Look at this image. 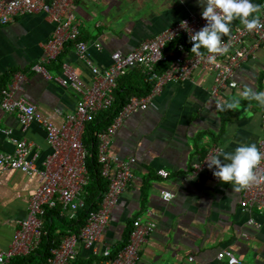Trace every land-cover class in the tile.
<instances>
[{
  "label": "crops",
  "instance_id": "crops-1",
  "mask_svg": "<svg viewBox=\"0 0 264 264\" xmlns=\"http://www.w3.org/2000/svg\"><path fill=\"white\" fill-rule=\"evenodd\" d=\"M203 10L198 0H78L73 13L90 61L103 70L110 65L113 52L128 53L141 41ZM53 30L54 25L41 13L19 16L0 26V86L10 88L14 75H23L15 97L26 99L43 119L61 126L76 105L75 94L53 80L61 74L62 64L73 67L87 84L92 75L70 45L45 66L52 80L32 71ZM263 74L264 50H260L256 59L235 72L239 86L222 93L220 109L210 96L211 77L196 72L191 81L164 87L153 100L154 108L124 121L113 137L110 155L133 159V180L94 250L77 245L76 262L96 263L105 249L115 255L127 243L132 222L139 219L156 227L140 248L137 264H227L217 260L223 250L232 251L238 264H264V213L255 209L241 212L242 190L236 192L233 185L221 183L210 171L191 175L193 165L203 162L214 146L219 148L215 156L221 159V152L232 153L241 145L256 144L258 148L264 104L245 98L244 93L263 92ZM120 84L141 89L152 86L141 69L128 72L118 80ZM236 102L237 107H228ZM20 140L32 144L40 168L50 154L44 129L36 124L23 129L14 115L0 107V154H12L14 142ZM160 171L168 176L161 177ZM37 187L36 177L15 170L0 172V252L10 246ZM163 192L171 193L172 200H163ZM57 209L59 218L50 222L44 218L42 223L43 228L52 229L58 243L80 228L73 224L77 213L71 219ZM250 219L258 227L249 226Z\"/></svg>",
  "mask_w": 264,
  "mask_h": 264
},
{
  "label": "built area",
  "instance_id": "built-area-1",
  "mask_svg": "<svg viewBox=\"0 0 264 264\" xmlns=\"http://www.w3.org/2000/svg\"><path fill=\"white\" fill-rule=\"evenodd\" d=\"M78 0H0V26H6L16 17L41 13L54 25L52 38L43 47V56L32 71L47 80H52L45 66L55 61L67 46H72L77 58L90 69L92 79L89 84L70 65L63 63L61 74L53 80L62 88L70 89L76 96L74 112L65 117L61 126H55L43 119L36 107L22 97H15L14 91L18 82L24 78L21 74L13 77L10 88L0 86V107L6 114L14 115L23 129L36 124L44 129L46 144L50 154L41 167L36 165V155L32 144L25 140L15 141L12 154H0V172L15 170L29 177H36L38 187L30 197L27 216L17 223L13 240L5 251L0 252V264H10L17 257H25L36 251L44 235L42 219L46 210L59 208L60 214H68L74 219L75 214L83 207L84 190L89 182L86 168L87 152L82 143L85 127L95 120L100 113L107 112L115 103V91L118 80L134 69H141L152 83L150 93L145 97L131 96L113 121L105 129L94 133L96 141V160L100 176L107 181L98 208L88 213L84 224L76 234L64 236L58 246L51 248L45 264H72L77 259L76 247L79 243L84 249L94 250L106 229L112 211L121 196L133 180V159H119L110 155V145L116 132L125 120L132 115L154 108L153 100L164 87L191 81L196 72L207 74L212 79L210 96L215 100V108L222 107L221 96L226 90L238 88L235 72L247 61L254 60L260 50H264V28L248 32L242 23L222 38V47L227 52L209 53L197 56L188 52L183 44L178 45L179 55L172 63L159 72L157 66L166 61V47L178 40H185L193 45L190 36L206 26L201 13L190 15L157 34L141 41L128 53L115 51L110 55V65L106 69L95 67L89 59L88 45L80 41L79 24L73 13ZM254 3V0H252ZM255 4V3H254ZM264 6V0L260 3ZM264 24V7L260 14ZM251 19V17H250ZM186 24V25H184ZM100 50V45H95ZM264 92V90H263ZM6 135L9 132H5ZM258 149L264 153V114L262 116V135ZM219 152L212 147L203 162L193 165L191 175H198L203 170L212 174L207 162ZM161 177L167 173L160 171ZM256 181L243 189L239 206L241 212L255 209L264 213V161L255 170ZM169 192L162 193V199L172 200ZM249 226L258 227L250 219ZM155 224L132 222L129 238L124 247L115 255L108 249L102 253V260L93 264H137L139 252L148 237L154 232ZM217 260L227 264H238L232 251L223 250Z\"/></svg>",
  "mask_w": 264,
  "mask_h": 264
},
{
  "label": "clouds",
  "instance_id": "clouds-1",
  "mask_svg": "<svg viewBox=\"0 0 264 264\" xmlns=\"http://www.w3.org/2000/svg\"><path fill=\"white\" fill-rule=\"evenodd\" d=\"M198 3L204 8L201 15L207 23L190 36L193 44L191 53L197 56L203 55L201 49L214 54L227 52L222 47V36L229 34L235 20H239L248 32L264 28L258 15L264 6L252 3V0H198ZM244 97L264 104V92H245ZM237 106L238 102L228 105L229 108ZM220 155L223 159L214 156L207 164L209 169H215L213 175L221 183L231 184L236 192H240L256 181L255 170L264 161V153L259 151L256 144L241 145L232 153L221 152Z\"/></svg>",
  "mask_w": 264,
  "mask_h": 264
},
{
  "label": "trees",
  "instance_id": "trees-1",
  "mask_svg": "<svg viewBox=\"0 0 264 264\" xmlns=\"http://www.w3.org/2000/svg\"><path fill=\"white\" fill-rule=\"evenodd\" d=\"M263 0H254L255 4L260 5ZM241 22L235 20L232 22L230 28L233 29L234 26L239 25ZM230 30V31H231ZM226 35H223L224 38ZM183 44L188 52H191L193 45H190L185 40L174 41L166 47V61L159 64L157 69L162 72L172 63V61L179 55L178 45ZM205 49H201L204 51ZM264 79V74L261 76ZM124 83V80H122ZM152 86L147 85L145 89H141L138 86L132 85H119L118 89L115 91V103L111 109L107 112L100 113L96 116L95 120L88 123L85 127V131L82 138L83 146L86 149V168L89 174V182L84 190L83 195V207L77 212V218L73 222L77 227H81L89 212L94 211L98 208V203H100L104 192L107 190L108 183L100 176L99 165L96 160V141L94 138V133L105 129L113 121L114 117L122 109V107L127 103L131 96L145 97L151 91ZM59 218L58 209L46 210L45 220L50 222L52 218ZM46 227V226H45ZM79 230V229H78ZM44 235L41 237L39 247L33 253H30L25 257H17L10 261V264H45L46 259L49 256V251L59 245L60 241L57 243L56 238L52 234V229L43 228ZM78 232V231H77ZM56 240V241H55ZM124 247V246H123ZM72 264H80V262H74Z\"/></svg>",
  "mask_w": 264,
  "mask_h": 264
}]
</instances>
